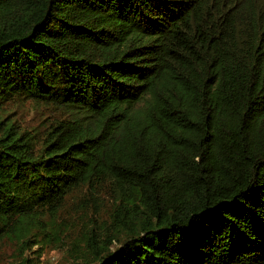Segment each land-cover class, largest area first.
I'll list each match as a JSON object with an SVG mask.
<instances>
[{
	"label": "trees",
	"instance_id": "obj_1",
	"mask_svg": "<svg viewBox=\"0 0 264 264\" xmlns=\"http://www.w3.org/2000/svg\"><path fill=\"white\" fill-rule=\"evenodd\" d=\"M94 196L76 260L264 264V0H0V241Z\"/></svg>",
	"mask_w": 264,
	"mask_h": 264
},
{
	"label": "rangeland",
	"instance_id": "obj_2",
	"mask_svg": "<svg viewBox=\"0 0 264 264\" xmlns=\"http://www.w3.org/2000/svg\"><path fill=\"white\" fill-rule=\"evenodd\" d=\"M41 112L27 104L14 108V115L23 125H35L41 118ZM64 209L60 217L65 223L63 233H55L53 230L37 233L35 238H31L29 248L21 255L12 240L2 239L0 264H96L98 257H92L87 252L79 260L74 259L73 254L74 251L85 249L83 235L88 225L93 221L100 223L101 219L108 221L106 215L110 211V202L102 196H94L69 201ZM117 245L113 243L111 251H115ZM97 255H100L99 249Z\"/></svg>",
	"mask_w": 264,
	"mask_h": 264
}]
</instances>
